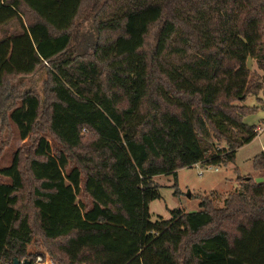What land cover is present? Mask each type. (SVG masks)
Masks as SVG:
<instances>
[{
	"label": "trees",
	"instance_id": "obj_1",
	"mask_svg": "<svg viewBox=\"0 0 264 264\" xmlns=\"http://www.w3.org/2000/svg\"><path fill=\"white\" fill-rule=\"evenodd\" d=\"M12 20L20 31L0 38V88L47 69L59 144L38 134L26 171L20 150L0 168V264L48 255L28 252L35 223L66 238L51 250L57 264H264V182L252 176L198 211L154 220L150 210L156 177L176 186L179 169L226 165L258 136L244 116L260 106L243 102L262 89L247 61L264 73V0H0V27ZM74 33L107 37L80 55ZM43 108L28 91L5 116L25 140ZM253 164L264 170V150ZM26 172L31 212L20 208Z\"/></svg>",
	"mask_w": 264,
	"mask_h": 264
},
{
	"label": "rangeland",
	"instance_id": "obj_2",
	"mask_svg": "<svg viewBox=\"0 0 264 264\" xmlns=\"http://www.w3.org/2000/svg\"><path fill=\"white\" fill-rule=\"evenodd\" d=\"M85 26L91 27L89 23ZM17 31H20V22L19 20H12L6 25L0 27V38ZM155 32L154 29L153 35L151 37L149 36L147 40V49L149 51L154 47L153 42ZM88 35L89 36L78 33L73 34L72 50L74 52L80 55L86 53L90 55L91 50L93 51L94 48V42L92 44V40L90 39L93 38V40L97 41L100 38L101 41H104L105 37H107L106 35L99 36V34ZM85 38L87 40H85ZM247 63L254 75V79L259 80L262 83V89L258 92V95H248L243 102V104L249 107L260 106L258 109L246 113L244 121L250 125L262 126V131L250 143L240 147L236 153L235 159L226 165L201 164L199 166L194 165L193 167L182 168L178 171L176 186H174L176 182L172 176L162 175L156 177V181L161 185L160 190L162 197L151 202L150 208L154 220L158 215L164 216V219H169L171 217V210L175 208H182L186 212L200 210V199L212 196L213 190L222 194L221 197L224 198L239 185L240 181L238 180V177L241 175L252 176L253 181L257 183L264 182V170L255 169L253 164L254 157L264 150V73L263 70L259 68L255 59L248 58ZM47 72V69L44 68L27 77L10 76L6 80L5 87L0 88V168L9 166L12 162L14 153L20 150L24 162V170L26 171L28 160L33 157L32 146L35 144V136L38 134H44L53 143L54 147L59 144L56 137H54L48 130L49 124L47 116L45 115V112L48 110V102L50 98V78ZM28 91L36 93L41 98L44 108L42 109L39 124L35 128L34 134L30 138L23 140L19 135L16 125L5 116V108L7 106L16 105L20 98ZM93 139L94 133L87 131V133L84 134L85 145ZM221 144L222 146L224 145V143ZM77 152H85V150L81 148L78 149ZM76 163L81 164L77 161L76 157H73L72 164ZM200 167L204 169L203 173H201ZM215 167L219 168L218 171L214 170ZM26 176L28 178L27 172ZM0 180H5V178L0 176ZM35 184L36 183L31 177L28 178L26 186L20 194V208L25 212H31V210H33L32 186ZM176 191H179L180 193H176ZM79 198L89 202V199L84 193H82ZM216 204L221 206L222 202H216ZM34 228L36 234L34 235L32 243L28 245V252L30 254H48L53 257L51 250H56L57 245L63 243L66 238L49 240L40 235L37 223L34 224Z\"/></svg>",
	"mask_w": 264,
	"mask_h": 264
},
{
	"label": "built area",
	"instance_id": "obj_3",
	"mask_svg": "<svg viewBox=\"0 0 264 264\" xmlns=\"http://www.w3.org/2000/svg\"><path fill=\"white\" fill-rule=\"evenodd\" d=\"M262 126H258V132L260 133L262 131ZM218 167H215L214 170L218 171ZM201 173H203L204 169L200 167ZM27 262H30V264H57L55 263L52 258L49 255H37L34 260L31 259H22L20 260L19 264H27Z\"/></svg>",
	"mask_w": 264,
	"mask_h": 264
},
{
	"label": "water",
	"instance_id": "obj_4",
	"mask_svg": "<svg viewBox=\"0 0 264 264\" xmlns=\"http://www.w3.org/2000/svg\"><path fill=\"white\" fill-rule=\"evenodd\" d=\"M20 263V260L16 259L14 264H19ZM27 264H30V262H27Z\"/></svg>",
	"mask_w": 264,
	"mask_h": 264
},
{
	"label": "crops",
	"instance_id": "obj_5",
	"mask_svg": "<svg viewBox=\"0 0 264 264\" xmlns=\"http://www.w3.org/2000/svg\"><path fill=\"white\" fill-rule=\"evenodd\" d=\"M263 128V127H262ZM199 165H201V163H199V164H196V166H199ZM178 171H180V169L178 170ZM150 205H151V203H150ZM151 207V206H150ZM150 210H151V208H150ZM162 216V215H161ZM164 217V216H163Z\"/></svg>",
	"mask_w": 264,
	"mask_h": 264
}]
</instances>
